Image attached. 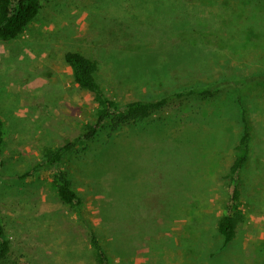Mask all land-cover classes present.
<instances>
[{
	"label": "rangeland",
	"instance_id": "rangeland-1",
	"mask_svg": "<svg viewBox=\"0 0 264 264\" xmlns=\"http://www.w3.org/2000/svg\"><path fill=\"white\" fill-rule=\"evenodd\" d=\"M41 3L23 36L0 40V216L12 248L0 264H98L85 220L113 264H264V82L242 92L254 137L240 181L245 219L227 246L217 221L243 133L235 88L80 142L62 167L81 214L49 173L21 178L95 121L68 51L98 60L103 90L123 103L263 74L264 0Z\"/></svg>",
	"mask_w": 264,
	"mask_h": 264
},
{
	"label": "trees",
	"instance_id": "trees-1",
	"mask_svg": "<svg viewBox=\"0 0 264 264\" xmlns=\"http://www.w3.org/2000/svg\"><path fill=\"white\" fill-rule=\"evenodd\" d=\"M41 9V0H0V40L11 41L23 36L38 17ZM65 60L72 68L75 82L94 97L95 121L88 122L82 134L73 141H68L60 146L48 147L43 152L41 160L31 171L21 175V178L49 173L53 177L52 181L61 202L72 209L80 211L84 199L74 187L69 172L62 167L65 155L73 151L80 142L95 138L101 129L105 127L117 130L124 125L145 120L162 111L176 100L196 96L209 98L223 87L235 88L237 90L236 101L241 113L243 133L235 148L234 160L224 174L227 198L224 213L217 221V231L223 238L224 246L230 244L236 238L238 228L245 219L240 181L242 171L251 154V140L254 137L250 111L245 105L242 92L244 89L264 82V73L216 82L211 87H193L189 90H180L159 98L137 99L123 103L107 95L103 90L97 79L98 60L79 50L68 51L65 54ZM4 145L5 127L0 117V156L3 154ZM85 223L90 232V245L96 262L98 264H113L103 244L102 237L93 225L86 222V220ZM11 251V241L6 234L5 225L0 216V262L6 261Z\"/></svg>",
	"mask_w": 264,
	"mask_h": 264
}]
</instances>
